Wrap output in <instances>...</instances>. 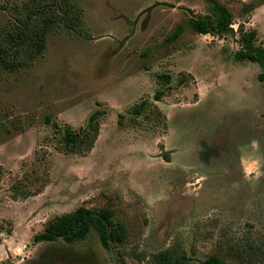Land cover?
Here are the masks:
<instances>
[{
    "label": "rangeland",
    "instance_id": "374dc122",
    "mask_svg": "<svg viewBox=\"0 0 264 264\" xmlns=\"http://www.w3.org/2000/svg\"><path fill=\"white\" fill-rule=\"evenodd\" d=\"M29 1L0 0V33ZM66 3L42 55L0 68V263L149 264L170 251L181 264H243L235 252L264 240V70L236 54L240 26L264 46V0ZM215 3L233 32L197 34L189 20ZM97 112L93 149L72 152L65 129ZM42 180L15 199L14 185ZM79 207L111 210L124 244L106 249L95 231L34 241Z\"/></svg>",
    "mask_w": 264,
    "mask_h": 264
},
{
    "label": "trees",
    "instance_id": "16d2710c",
    "mask_svg": "<svg viewBox=\"0 0 264 264\" xmlns=\"http://www.w3.org/2000/svg\"><path fill=\"white\" fill-rule=\"evenodd\" d=\"M61 1H64V5L67 4V0ZM61 1L30 0L20 10H17L16 21L10 25L9 29L0 33V68L19 69L30 64L46 51L48 34L60 21L66 19L61 12ZM214 13V15L189 20L191 28L200 35H220L229 31L233 32V16L228 8L215 3ZM181 32L182 27H179L173 39H177ZM238 32L242 49L236 54V59L256 63L264 70V46L256 45L257 32L246 31L244 26H240ZM259 78L264 81V72L259 75ZM161 79L168 82L170 76H162ZM161 95L162 91H158L156 99L160 100ZM143 107L141 106L134 113L140 115ZM101 114L102 112H97L92 115L87 128L81 129L78 133L72 131L70 127L65 129V141L72 152L84 155L93 149L100 131L97 117ZM47 180H42V186L34 191L29 184L25 185V182L14 185L12 191L15 199L37 196L44 189ZM94 231L97 232L102 246L106 249H111L113 244L123 245L127 233L124 226L114 225L111 210L96 212L86 207H79L71 214L58 216L49 221L44 231L34 237V241L52 243L61 239L64 243L72 245L85 240ZM235 253L243 264H264V240L247 243ZM181 262L182 258L166 251L154 255L149 264H181ZM208 263L225 264L217 258L210 259Z\"/></svg>",
    "mask_w": 264,
    "mask_h": 264
},
{
    "label": "flooded vegetation",
    "instance_id": "af4514ba",
    "mask_svg": "<svg viewBox=\"0 0 264 264\" xmlns=\"http://www.w3.org/2000/svg\"><path fill=\"white\" fill-rule=\"evenodd\" d=\"M209 154V153H208ZM206 162V161H205ZM209 165V164H208Z\"/></svg>",
    "mask_w": 264,
    "mask_h": 264
}]
</instances>
